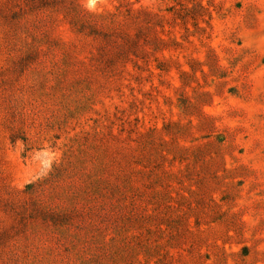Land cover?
I'll use <instances>...</instances> for the list:
<instances>
[{
	"label": "rangeland",
	"instance_id": "374dc122",
	"mask_svg": "<svg viewBox=\"0 0 264 264\" xmlns=\"http://www.w3.org/2000/svg\"><path fill=\"white\" fill-rule=\"evenodd\" d=\"M0 264H264V0H0Z\"/></svg>",
	"mask_w": 264,
	"mask_h": 264
}]
</instances>
